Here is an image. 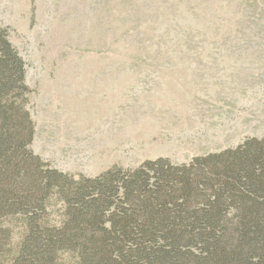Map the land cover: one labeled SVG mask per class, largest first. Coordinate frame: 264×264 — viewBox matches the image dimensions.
Instances as JSON below:
<instances>
[{"label": "rangeland", "instance_id": "1", "mask_svg": "<svg viewBox=\"0 0 264 264\" xmlns=\"http://www.w3.org/2000/svg\"><path fill=\"white\" fill-rule=\"evenodd\" d=\"M0 29L26 63L31 149L63 173L264 138V0H0ZM20 223H5V256Z\"/></svg>", "mask_w": 264, "mask_h": 264}, {"label": "trees", "instance_id": "2", "mask_svg": "<svg viewBox=\"0 0 264 264\" xmlns=\"http://www.w3.org/2000/svg\"><path fill=\"white\" fill-rule=\"evenodd\" d=\"M26 73L0 29V264H264V138L77 178L31 149ZM13 220L21 238L5 256Z\"/></svg>", "mask_w": 264, "mask_h": 264}]
</instances>
